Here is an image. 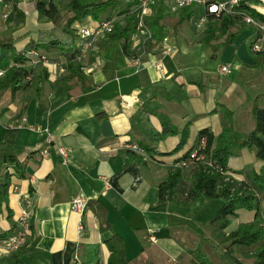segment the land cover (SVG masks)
I'll use <instances>...</instances> for the list:
<instances>
[{
  "label": "crops",
  "instance_id": "1",
  "mask_svg": "<svg viewBox=\"0 0 264 264\" xmlns=\"http://www.w3.org/2000/svg\"><path fill=\"white\" fill-rule=\"evenodd\" d=\"M31 2L24 23L11 29L5 19L13 5L0 1V40L14 39L17 52L27 50L38 32L53 29L51 22L37 20L38 13ZM165 5L168 11L164 19L174 22H162L167 26L166 41L152 46L147 53L142 50V43L153 40H145L138 32L131 37L130 57L123 54L119 44H103L102 39L95 43L94 50L75 60L82 67L85 80H69L68 91L60 93L62 88L56 86L68 76L65 60L56 55L43 57L46 62L26 64L30 73L14 95L9 90L0 91V150H12L20 161H25L27 169L26 178L12 176L9 185L17 186L21 194H32L33 200V231L28 240V247L33 249L21 257L23 264H87L92 245L98 246V264H106L109 253L104 239L110 232L100 233L98 220L90 208H86L81 218L72 212L71 201L78 194L102 205L107 223L123 240L128 264H151L163 258L167 264H196L194 251L211 255L212 248L202 245L197 234L190 237L181 225L184 217L197 213L201 204L206 203L200 197L189 206L179 204L186 197L196 167L190 164L182 169L183 191L177 192L172 202L157 201L159 184L195 148L198 132L209 129L216 138L222 130L218 116L207 115L214 109L213 97L198 101L191 112L177 108L187 97L185 85L195 81L187 80L188 70L180 62L181 53L185 54L188 45L202 46L200 41L208 19L203 29L197 28L196 21L205 14V8L195 5L193 15L201 9L198 18L178 23L180 9H174L172 1ZM249 7L264 16V0L249 3ZM132 12L136 14L135 7ZM84 22L89 23L90 18ZM145 28L148 31L146 21ZM238 35L248 39L251 54L248 62L254 65L260 56L252 54L250 43L258 40L259 31L247 26ZM235 42L230 48L240 55L242 46L236 47ZM163 47L169 49L168 55H162ZM133 58L139 59L138 67L131 65ZM156 61L161 62V71L155 69ZM54 65L64 71L54 69ZM202 85L204 90L214 87V83L207 85L206 79ZM122 97L127 99L126 104ZM140 108L149 120V125L141 121V129L136 126ZM98 113H103L104 118H97ZM194 114L199 115L188 122L187 118ZM158 115L166 117L175 127V135L156 140L152 137L162 130ZM185 127L187 139L172 155L150 156L143 152L140 154L143 159L138 162L129 159L122 147L131 141L150 144L159 153H168L179 143ZM250 128L254 124L250 123ZM59 147L68 151L66 159L58 154ZM227 172L228 178L239 183H246L251 177L244 176L240 168L229 162ZM19 208L18 196L9 186L7 201L0 207V233L12 228L14 231ZM183 236L193 241L185 244L180 239Z\"/></svg>",
  "mask_w": 264,
  "mask_h": 264
},
{
  "label": "trees",
  "instance_id": "2",
  "mask_svg": "<svg viewBox=\"0 0 264 264\" xmlns=\"http://www.w3.org/2000/svg\"><path fill=\"white\" fill-rule=\"evenodd\" d=\"M10 1V0H3ZM258 0H239L237 5L232 7V14L223 13L219 16L208 15V23L203 30L204 35L200 42L210 43L212 33L220 30V35L224 36L223 44H232L233 39L239 32L246 29L247 26L242 21L241 14H245L256 20L258 23L264 24V16L249 7V3H257ZM35 10L38 13L39 20H46L56 24H61L57 20L62 19L63 23L58 30L66 39L62 40L57 36L55 31H40L37 33L36 39L28 44L27 50L17 52L14 47V39L8 38L0 40V70L3 71V76L0 77V91L9 90L14 95L23 86L24 80L30 73L25 68V65L41 61L40 57L49 58L52 53H56L57 57H62L65 60L68 76L57 82L56 86H60L61 92L69 90L66 83L71 79H76V82L85 80L82 67L78 63H74L79 55L77 48V36L75 24H84L86 18L93 21L120 19L113 23V29L110 34L103 39V44L114 42L119 44L124 55L132 56L130 52L131 37L137 32L136 14L132 12L135 3L124 2L123 0H33ZM192 3L188 7L181 8L178 13V23L191 20L193 16L194 6ZM168 11L165 2H159L152 8V15L145 19L148 25V31L153 43H142V50L147 53L148 50L163 40L167 36V26L162 24L163 19ZM10 15H15L18 21L24 20L23 13L13 6ZM239 23V25H237ZM236 28L237 32L231 33L230 30ZM54 29H56L54 27ZM256 31V30H255ZM34 50L39 57L28 55L27 52ZM49 55V56H48ZM260 56V61L264 62V51L256 53ZM220 112L223 119L221 133L214 138L209 129H202L198 132L197 142L200 139H206V146L202 152L211 166H205L200 163H191L196 167L190 180V187L187 189L186 197L179 204L180 206H189L196 202L198 198L203 197L207 200L217 199L221 201V207L216 212L212 222L220 229L228 226L230 217L236 216L238 210L244 209L255 212L253 221L240 224L237 229L227 238L232 239V243L248 247L258 245L253 253H245V255H253L254 261L252 264H264V225L256 220L259 210V198L256 194H264V166L259 173L251 172L250 180L246 183L236 182L227 178L228 158L235 154L238 148H248L255 151L256 157L264 161V108L254 105L252 115L254 118V128L244 136L234 132L232 118L233 113L230 109L221 105L218 109L213 110V113ZM97 118H104L103 113L96 114ZM159 116V115H158ZM161 123L162 130L159 133L153 134V138L162 139L166 136L175 135L177 130L164 116L158 117ZM144 120L146 125H149L147 113L140 108L139 115L136 119V126L141 129V121ZM187 127L181 131V138L175 149L168 153H159L155 147L144 143H136L141 150L147 155H162L168 156L175 153L182 147L187 139ZM194 149V148H193ZM192 149V150H193ZM191 150V151H192ZM190 151V152H191ZM189 153L182 157L179 167L168 173L167 178L158 186V203H169L177 192H181L183 175L180 164L187 162ZM129 159L142 161L143 157L132 151H127ZM11 170V172L9 171ZM3 176V181L0 182V207L7 201V190L10 183V178L15 176L19 179L27 177V169L25 161H20L16 154L10 149L0 150V177ZM98 202L93 200L87 201V208H90L94 216L98 220L100 233L110 232V236L104 239V244L109 253L106 264H128L125 255L124 243L122 238L113 232L110 225L107 223L104 215V210ZM15 227V225H14ZM31 235L33 231L32 217L30 219ZM12 229L0 233V243L12 235ZM28 239V240H29ZM33 248L23 247L18 249L11 255L1 258L0 264H23L21 257ZM98 246L92 245L89 248V259L87 264H98L97 259ZM193 260L196 264H210L207 258L194 251L192 253ZM93 260H92V259ZM146 264V263H145Z\"/></svg>",
  "mask_w": 264,
  "mask_h": 264
},
{
  "label": "rangeland",
  "instance_id": "3",
  "mask_svg": "<svg viewBox=\"0 0 264 264\" xmlns=\"http://www.w3.org/2000/svg\"><path fill=\"white\" fill-rule=\"evenodd\" d=\"M0 1L2 2L3 0ZM8 2L11 6L13 5L11 1ZM22 7L23 8H21V12L23 13L25 18L32 7L31 0H25ZM9 9H11L10 6ZM200 10L201 9L195 10L191 21L194 22L196 18H198ZM24 20L23 22H19L15 15L10 14L5 19L6 22H10L11 29H16L17 27L20 28L24 23ZM37 20L40 23L44 21L43 19H38V14ZM118 20L120 21V19H113L114 22ZM57 21L61 24H56V26H54L53 22H51L53 26L52 31L57 32L63 23L62 19H58ZM100 22H102V20L93 21L92 19H90V22L87 24L95 26ZM162 22L173 23L174 21L163 19ZM54 27L56 29H54ZM230 32L235 33L237 32V29L233 28L230 30ZM219 33V29L212 33V43L201 42L202 46H186V50H189L188 52H191L190 54H188L186 51L183 55L180 51V62H182L183 67L186 69V71L188 70L186 72V78L187 80L191 79L195 81L187 82V85H185L184 89V94L187 97L179 105H177V108L184 113H186L187 111L191 112L193 109H195V105L198 101L213 97L212 99L216 100V103L212 104V106L214 107L213 110H219V107L222 105V103L228 106V109H230L233 113L232 124L234 132L238 135L244 136L245 134H248L250 130H252L250 128V123L252 124V126L254 124V118L252 115L254 105H257L260 108H264V62H261L260 60L254 61V65L248 62V59L251 57V54L248 52V39L244 40V37L240 35H236L234 37L233 42L236 41V47L239 48L242 46L243 49V53H240L239 55L235 53L236 49L235 51H233L230 48L233 42L232 44L222 43V41L224 40V36H221ZM202 34L204 35V32H202ZM57 36L62 40L66 39V36L61 35L59 31L57 33ZM253 43H250V50ZM253 53L254 52H252V54ZM52 55L54 56L56 55V53L54 52L52 53ZM235 65H238V67H236ZM239 65L242 66L239 67ZM222 66H227L229 69V73L219 74V70ZM204 79H206L207 85H212V83H214L213 90L210 88L204 90L203 85L201 86L202 80ZM213 110L210 111V113H208L207 115H217L218 124L222 129V116L219 111L217 113H213ZM198 115L199 114H194L188 117V122L190 120H193ZM228 162L230 164H234V166H236L237 168H240L241 173L247 177L251 176L252 171L259 173L264 166V161L259 160L255 155V151L248 148L236 149L235 154L228 158ZM2 181L3 176L0 177V182ZM9 186L12 187L11 185ZM256 195L258 196L260 201L258 216L256 217V220L264 225V194L261 193ZM220 207V200L206 199V203L201 204L197 213L187 215V217L183 218L184 220L181 221L182 228L186 229L185 232L188 233L190 237H193L194 234H197V237L200 239L202 245H207L212 248L210 252L211 255L205 252V254H208L209 259L206 256L207 254L205 255L203 251H197L206 256L210 264H212L211 262H213V264H252L254 261V258L252 257L253 255H245V253H253V250L258 245H254L248 248L236 243L233 244L232 239L227 238V236L237 229V227L240 225L239 223L246 224L250 221H253L255 218V212L244 209L238 210L236 216L230 217L228 219V226L224 229H220L216 226V224L212 222L216 212ZM183 224H185V227L183 226ZM180 239L185 244L193 241L184 236L180 237ZM1 243L0 247L2 246ZM145 245L146 243H144V246ZM211 256H214L215 259H210ZM215 260L216 263L214 262ZM135 264L144 263L138 262ZM151 264L167 263L163 258L162 261H159V259H155Z\"/></svg>",
  "mask_w": 264,
  "mask_h": 264
},
{
  "label": "built area",
  "instance_id": "4",
  "mask_svg": "<svg viewBox=\"0 0 264 264\" xmlns=\"http://www.w3.org/2000/svg\"><path fill=\"white\" fill-rule=\"evenodd\" d=\"M13 5L18 9L22 10V6L24 5L25 0H10ZM124 2H132L135 3L136 12V22H137V32L141 33L145 40L151 39L149 31L145 28V19L150 16L152 12V8L159 2H168L172 1L174 4V9H181L184 7H188L192 3L197 5L204 6L205 14L198 18L196 21V26L199 29H203L205 26L208 15H216L219 16L223 13L233 14L232 7L237 5L239 0H223L221 2H217L216 0H123ZM173 10V8L171 9ZM242 21L245 25L254 28L259 31L260 37L252 44V52L258 53L264 51V24L258 23L256 20L251 18L248 15L241 14ZM113 20H103L100 23H97L95 26H91L89 24H75L76 36H77V48L79 50V55H87L94 50V45L98 41L104 39L106 35L110 34L113 29ZM147 38V39H146ZM144 40V41H145ZM166 40L164 39L163 42ZM162 55H168L169 49L166 47L162 48ZM28 55L39 57L38 53L34 50L28 51ZM78 55V56H79ZM43 62H46L45 58L40 57ZM140 64L138 58H133L131 61V65L134 67H138ZM154 67L156 70H162V64L160 61H156L154 63ZM57 69L60 72H63V68L61 66L54 65V69ZM221 73H229V69L227 66H222L220 69ZM3 76V71L0 70V77ZM126 104V98L122 97ZM33 129V128H31ZM206 146V139L202 138L196 144L195 148L190 152L189 159L187 162H183L180 164V167H187L191 163H200L205 166L210 167L211 163L208 162L206 156L202 153ZM123 149L127 151H132L137 154H142L143 151L137 144L134 142L128 141L122 145ZM58 154L62 157V159H66L68 155V151L62 147L57 149ZM228 178V176H227ZM15 194L18 196V202L20 205L19 211L15 217V229L7 239L2 241V246L0 247V259L6 256L11 255L16 252L18 249L28 246V239L31 235L30 228V219H31V209L33 205L32 194L25 193L21 194L17 186L10 187ZM87 198L83 194L76 195L71 201V210L79 218H81L87 208ZM79 230H82L81 225H79Z\"/></svg>",
  "mask_w": 264,
  "mask_h": 264
}]
</instances>
